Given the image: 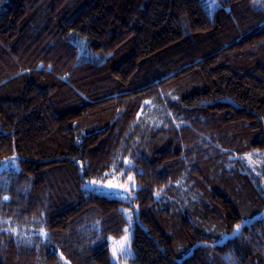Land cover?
<instances>
[{
  "label": "trees",
  "instance_id": "obj_1",
  "mask_svg": "<svg viewBox=\"0 0 264 264\" xmlns=\"http://www.w3.org/2000/svg\"><path fill=\"white\" fill-rule=\"evenodd\" d=\"M216 1L0 0V264H113L127 226L130 264H264V0Z\"/></svg>",
  "mask_w": 264,
  "mask_h": 264
},
{
  "label": "rangeland",
  "instance_id": "obj_2",
  "mask_svg": "<svg viewBox=\"0 0 264 264\" xmlns=\"http://www.w3.org/2000/svg\"><path fill=\"white\" fill-rule=\"evenodd\" d=\"M203 3L205 4L206 8L208 9V12L209 13H212V11L215 9L216 5H217V1L216 0H202ZM251 157H252V163H249V160H248V163L250 165H254L256 162H258L259 160V156L258 154H251ZM245 158L248 159L247 156H245ZM127 175H125L124 177H119L118 175L117 176H114L113 178H109V179H106V180H102V181H108V180H113L115 183H123L125 180H127ZM90 180H88L84 186L86 188H89V189H92L96 192H99V193H102L104 195H107V196H111V197H117V198H124L126 197L128 199V202L131 203V199L133 198V196L135 195V189L132 190L131 194H129L128 192H125L123 189H119V188H115V187H109L106 183L105 184H101V185H92L91 183H89ZM128 207H125L124 209H122L124 211V213L126 214L127 218L129 219L130 223L132 222L133 218H132V212L127 209ZM125 209H127L128 211L126 212ZM11 229H17L16 232H13L11 231ZM7 230L11 231L13 236H18V228L17 227H14V228H7ZM127 236V241L125 243V248L128 250V252H130V254H125L124 256H119V257H113L112 254H111V260H112V263L113 264H130L129 263V260L131 259L132 257V254H131V251H130V240H131V228L130 226H127L124 230V234L121 236ZM117 238V239H109V243H110V251H111V246L113 244H116L117 246L121 243V240L120 238ZM64 264H69L67 261H64Z\"/></svg>",
  "mask_w": 264,
  "mask_h": 264
},
{
  "label": "snow or ice",
  "instance_id": "obj_3",
  "mask_svg": "<svg viewBox=\"0 0 264 264\" xmlns=\"http://www.w3.org/2000/svg\"><path fill=\"white\" fill-rule=\"evenodd\" d=\"M139 115V113H138ZM248 157L249 163H252V157L250 154H245ZM8 160H11L12 165H16V160L17 157L15 156V153H13V155L10 158H5V161L7 162ZM124 163L127 166H131L132 162L131 160H129L127 157H124ZM18 166V165H16ZM115 167H117V162L114 161L113 162V169H115ZM105 175H113L112 172H106ZM89 183H91L92 185H101V184H107L109 187H115V188H119V189H123L125 192H128L129 194H131L132 190L136 189L138 187V185L136 184L135 180H134V176L132 173H128L127 176V180H125L123 183H115L113 180H108V181H102V180H97L95 178L91 179L89 181ZM158 194V193H157ZM4 199H7V197L5 196ZM125 211L127 212L128 210L125 209ZM241 229V222H238L234 225V232H239V230ZM11 231L16 232L17 229H11ZM40 234L42 236H45L46 230L44 228L40 229ZM109 239L111 240L112 238L109 237ZM121 243L117 246L116 244H113L111 246V254L113 257H119V256H124L126 253L130 254V252H128V250L125 248V243L127 241V236H123L120 238ZM61 257H63V253H60Z\"/></svg>",
  "mask_w": 264,
  "mask_h": 264
}]
</instances>
